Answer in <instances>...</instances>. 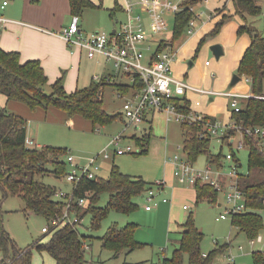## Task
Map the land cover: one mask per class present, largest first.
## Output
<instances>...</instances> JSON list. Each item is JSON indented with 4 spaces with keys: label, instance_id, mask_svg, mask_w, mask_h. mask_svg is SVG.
Instances as JSON below:
<instances>
[{
    "label": "rangeland",
    "instance_id": "obj_1",
    "mask_svg": "<svg viewBox=\"0 0 264 264\" xmlns=\"http://www.w3.org/2000/svg\"><path fill=\"white\" fill-rule=\"evenodd\" d=\"M9 1L12 3L13 0ZM107 1L102 0L100 7H90L82 11L80 23L85 34L89 35L95 31H104L109 34L112 33L114 26L115 31H118L119 24L128 21L127 13L122 10H118L113 16H110L111 8ZM110 1L115 2V0ZM168 1L175 5H181L185 0ZM225 2L226 0H203L193 6L192 20H194L195 26L191 34L187 33L188 26H186L180 37L174 42L173 49L176 57L172 62L173 65L171 64L172 74L176 79L194 87L215 91H241L251 94L247 81L242 79L232 87H229V81L236 73L239 54L249 40L247 32L238 33V25L246 23L257 29L259 34L264 37V0H256V3L261 7L258 14H245L244 18L231 13L233 11L231 0ZM228 14L232 16L224 21L220 30L217 33L212 32L221 16ZM131 15L133 17L140 15L142 23L148 28L147 32H155L151 20L149 22L147 12L142 11L139 5L134 6ZM163 17L167 22V28L160 35L165 34L167 38H171L174 12L166 11ZM160 35L154 36L158 39ZM203 38L204 40L201 41ZM212 44H219L222 47L223 54L219 58H216L210 50ZM143 52L145 57L150 53L146 48H143ZM188 61L193 63L189 69ZM206 61L209 62L208 65L205 64ZM108 71L113 75L114 80L112 84L106 83L102 88V106L108 114L117 115L123 111L124 99L117 96L116 87L120 82H128L129 78L127 75L117 72L112 61H106L100 56L84 58L80 67V87L83 86L82 84L87 85L93 75L100 76L96 82H102ZM262 93L264 94V81ZM14 103V107L19 109L20 114L28 121L27 139L33 141L32 146H47L63 151L61 159L66 163L65 174L74 170L79 173L78 167L86 166L92 157L106 148L111 156L109 159L100 158L99 160L101 167L98 174L102 178L108 177L112 164H115L121 172L139 176L150 183L154 193H157L159 189L156 182L162 181L166 184L162 193L169 200L168 203L158 204L150 212L145 210V206H152L153 202L148 203L143 194L134 199L137 208L133 212L125 214L108 209L107 214L96 228L92 227L91 213H86L81 223L77 225L78 235L87 245L84 255L86 261L83 264H149L148 261L157 262L162 258H169L174 248L177 247L179 225L190 213H192L195 226L203 233L200 244V251L203 255L231 244L230 251L219 252L211 264H233L229 259L230 255L235 258L234 264H253L252 253L254 251L264 252V228L253 238L254 243L250 244V239L243 232L232 227V214L227 212L229 208L227 203L229 176L233 170L245 173L247 168L248 150L246 147H237L238 141L241 140L239 132L233 136L234 141L231 144L232 150L235 152V159L228 161L224 157L221 158L223 166L221 173L226 178L227 184L224 186V183H221L220 189L224 187L217 192L214 203H209L207 200L196 203L193 198V186L177 184L176 179L174 180L172 176L170 158L174 155L184 157L183 132L178 120L173 118L167 121L165 114L155 112L151 123L148 150L136 154L140 146L132 136H141L144 130L148 132L150 126L148 122L135 126L129 124L126 118L120 115L108 124L93 126L91 122L80 115L69 117L63 110L54 107L47 109L38 107L33 111L25 104L16 101ZM210 106L213 107L212 116L221 123L222 127L228 123L232 110L228 98L215 96L213 101L209 102L207 97H200V105L196 110L205 113L203 110ZM119 134L123 136L118 141L119 147L124 148L129 145L133 152L113 155L116 146L111 145L110 140ZM221 136L222 133H218L217 137H213L210 151L215 154L221 151L224 156L231 152V146L225 143L221 147L219 140ZM260 146L264 148V140L261 141ZM68 156H72L78 165L66 162ZM205 160L204 155L199 156L194 167L204 169ZM236 162L241 165L236 167ZM51 169L52 167L48 165V172L38 175L37 179L55 189L56 192L61 191L71 195L72 183L67 181L64 176L61 178L55 176ZM108 197V193L101 194L96 205L105 208ZM159 197H161V193L157 197L155 196L154 200L159 201ZM86 204L87 202L83 205ZM184 205H187L188 208L184 209ZM0 207L3 212L4 229L18 248L24 249L38 240L46 241L49 238V232L44 233L41 230L49 225V222L43 216L29 211L18 195L8 194L3 197L0 189ZM221 214L225 215L224 219H218ZM261 215L264 220V206L261 209ZM130 222L137 225L134 236L141 243L140 247L115 254L110 246H103L102 238L110 226L116 225L118 228H122ZM238 246H242V250H239ZM31 252L29 264H54L53 258L48 252L38 251L36 248H32ZM187 259V254H184L183 264H187Z\"/></svg>",
    "mask_w": 264,
    "mask_h": 264
},
{
    "label": "trees",
    "instance_id": "obj_2",
    "mask_svg": "<svg viewBox=\"0 0 264 264\" xmlns=\"http://www.w3.org/2000/svg\"><path fill=\"white\" fill-rule=\"evenodd\" d=\"M97 1L98 4H94L91 0H69L72 15H78L80 18L84 9L100 7L102 0ZM202 1L185 0L179 5V10L174 12L172 36L169 41L161 40L157 49H173L174 42L194 16L193 6ZM231 1L234 14L242 18L245 14H258L261 10L256 0ZM120 9L115 0L109 12L110 16ZM231 16L230 14L221 16L212 32L217 33L224 21ZM241 32H247L250 42L239 59L236 74L244 77L249 83L251 95L242 102L239 111L231 110L230 120L219 140L221 147L225 143L231 146V152L227 154H231L234 160L235 152L231 145L233 141L229 139L238 133L237 127L242 130L243 143L248 150L247 168L245 173L237 172L235 180L237 187L244 194L247 209L244 212L233 214L231 225L243 232L248 239H253L264 228L263 218L258 213V210L264 206V148L260 146L261 140L250 135L246 130L264 126V94L262 93L264 37L257 29L246 23L238 27V33ZM203 40L204 38L201 41ZM167 42H170L171 46H168ZM63 76L62 73L60 78L49 84L38 60L22 62L18 51H5L0 47V94L5 95L8 100L25 104L33 111L38 107L43 109L54 107L63 110L69 117L80 115L93 126L108 124L121 115H110L103 109L102 88L107 83L105 78L102 82L92 81L85 88L67 92L63 86ZM141 85L142 82L135 74V79L131 83H119L116 90L126 94L132 90H139ZM99 91H101L100 94ZM172 103L179 112L190 113V101L184 96L173 98ZM203 115L204 122L206 120L213 122L216 119L210 115ZM145 120L147 121L146 118ZM148 123L150 124L148 132L144 130L141 136H132L140 146L136 154L148 150L152 122L148 121ZM26 126L27 121L22 116L9 112L5 108L0 109V189L3 197L8 194L18 195L29 211L43 216L47 222H50L52 218L61 214L65 203L55 198V189L39 181L37 176L48 172L47 166L49 165L52 167L51 172L61 178L65 175L66 163L61 159L63 151L59 148L27 145ZM180 127L183 132L182 148L186 158L191 163H195L199 156L204 155L207 164L215 169H222L221 158L226 159L227 154L223 156L221 151L218 154L210 151L213 137L204 127L203 122L181 121ZM200 134H202L201 139H199ZM240 165L239 162L235 163L236 167ZM149 188H151L150 183L141 177L125 174L117 165L112 164L107 178L83 177L77 185L73 186L70 208L82 219L86 213H91L92 227L96 228L107 214L108 209L125 214L133 212L137 208L134 199L143 195ZM193 188L196 203L202 200L214 203L219 191L213 185L199 181L194 183ZM103 193L109 195L105 208L96 205ZM79 199H86L87 204L78 205ZM2 214L0 207V264H29L32 248L48 252L54 259V264L85 263L84 255L87 245L78 235L77 224L52 227L46 241L38 240L31 246L21 249L16 246L4 229ZM180 226L182 228L180 238L171 257L162 258L150 264H183L184 254L188 256L187 264H211L213 258L226 249V247H220L210 251L207 255L201 253L200 244L203 233L195 226L192 213ZM136 228L137 225L133 222L122 228L116 225L110 226L102 238L103 246H110L115 254L140 247L141 243L137 242L134 236ZM252 261L253 264H264V252L254 251Z\"/></svg>",
    "mask_w": 264,
    "mask_h": 264
},
{
    "label": "built area",
    "instance_id": "obj_3",
    "mask_svg": "<svg viewBox=\"0 0 264 264\" xmlns=\"http://www.w3.org/2000/svg\"><path fill=\"white\" fill-rule=\"evenodd\" d=\"M8 1L3 0L0 4V8L3 9L7 5ZM139 6L142 11L147 12L149 19L151 20L152 27L156 34H160L167 28V22L163 17L164 12L179 10V5L172 4L168 0H139ZM125 10L128 14V22L121 25L118 31L113 33H106L104 31H95L92 34H83L79 26V16L72 15L70 24L67 28L61 32L62 37L65 39L68 45L82 48L86 51L89 58L96 56L103 57L106 61H112L113 66L117 72L123 73L130 78V82L135 79V74L138 75L142 85L139 90H132L130 93L122 94L117 92V96L124 99L122 106V117L126 118L127 122L131 125L138 126L143 123L150 111L159 112L165 114L166 120L176 119L181 121H199L203 122L204 127L211 133L212 137H217L218 133H224L225 126L222 127L221 123L216 119L213 122L209 120L203 121V113H200L192 108V101L188 94L197 96H203L207 98H214L215 96H224L229 99L232 110L239 111L242 102L245 101L251 94H245L237 91H215L207 90L191 86L179 79H176L172 74L171 64L174 60L175 53L169 49H156L149 57H145L143 48L141 45L145 40V26L142 23L140 15L133 17L131 15L133 11V4L130 1L126 2ZM6 19L0 17V24L5 23ZM195 26L194 20H190L188 24L187 33L191 34L192 29ZM1 34V29H0ZM209 62L206 61V64ZM94 80L98 79V76H93ZM110 81V79H108ZM185 97L190 101V113L184 114L179 112L175 105L172 103V99L175 97ZM192 102V103H191ZM194 105H199V101H194ZM232 125V124H231ZM233 126V125H232ZM235 127V126H233ZM238 132L241 134V140L238 141V148L246 147L243 143L242 130L237 127ZM247 133L255 138L264 140V126L254 127L253 129L246 130ZM123 137L121 134L110 140V144L116 146L113 151V155H120L127 152H133L132 148L127 145L124 148L119 147L118 141ZM202 138L200 134L199 139ZM233 140V137L229 139ZM26 144L33 145L32 140L26 139ZM138 152V151H137ZM111 154L104 148L96 156L89 160L86 166L78 167L79 173L75 170L68 172L64 175L67 181L72 185H77L81 178L94 179L99 177L100 171V158L109 159ZM227 160H232L231 154H227ZM67 162L72 165H78L75 163L72 156L67 157ZM173 164V176L179 184H187L193 186L195 182H205L213 185L216 189L221 190L226 184L227 180L223 177L221 169H215L210 164H206L204 169H197L194 167V163H191L185 156L180 157L174 155L170 158ZM237 171L233 170V173L229 176L230 181L227 186V203L229 208L227 212L232 215L235 213L244 212L247 208L245 206L244 194L237 187L236 183ZM221 183L224 186L220 189ZM159 190H162V181L156 182ZM144 195L148 203L154 202L156 193L152 188H149ZM54 197L61 199L65 203V207L62 209L60 215L52 218L49 225L43 227L41 230L44 233L50 232L52 227H59L65 224H79L82 218L74 213L70 208L73 192L71 195L65 194L61 191L54 193ZM165 200V199H164ZM86 199H79L78 205H83ZM151 205H146L145 209L150 210ZM187 209L188 206L184 205ZM225 215L221 214L219 219H224ZM250 244L254 243V239L249 240ZM239 250H242V246H238ZM231 263L235 262L233 256H229Z\"/></svg>",
    "mask_w": 264,
    "mask_h": 264
},
{
    "label": "crops",
    "instance_id": "obj_4",
    "mask_svg": "<svg viewBox=\"0 0 264 264\" xmlns=\"http://www.w3.org/2000/svg\"><path fill=\"white\" fill-rule=\"evenodd\" d=\"M2 1L0 2V4L2 3ZM7 1H8L7 5L3 9L0 8V17H3L4 19H6L5 23L0 24V29H1L0 47L3 50L18 51L20 54V60L22 62H25L27 60H38L44 70L46 77L48 78L49 84L55 82L58 78L61 77L63 73L64 74L63 86L67 92H73L76 89L85 88L89 86L92 81L99 80L100 76L97 75L98 79L94 80L93 76L95 75H93L91 76L90 82L87 85L82 84L83 86L80 87V82H81L80 81V67H81V63L84 60V58H88L86 55V51L82 48L68 45L65 39L61 35V32L63 31V29L69 26L71 18H72L71 6H70L69 0H13L12 3H10L9 0ZM91 1L94 4L98 2L97 0H91ZM127 1H130L133 4V9L135 5H139L138 4L139 0H118L117 2L121 8L120 10L124 11L125 13H127L125 10ZM228 1L229 0H226V2ZM107 3L109 5V8H113L114 6L113 1L108 0ZM231 13H234V8ZM149 22H150V19H149ZM123 24H125V22L120 23L119 26L121 27V25ZM79 26H80L81 32L85 34L83 32L84 30L81 26L80 20H79ZM239 26L240 25H238V27ZM115 29L116 28L114 26L112 32H114ZM147 31H148V28L145 26V32H146L145 40L143 44L141 45V47L149 49L150 53H148L146 56V57H149V55L157 49L159 42L161 40L165 39V41H169L170 38H167L165 34L160 35V34H163V33H160L159 34L160 37L157 39V37L154 36V35H157L155 32L151 33ZM249 42H250V38L247 44H245L243 50L241 51V54H239V59L242 56L246 47L248 46ZM167 43H168L167 44L168 46H171L170 42H167ZM172 51L175 53L174 49H172ZM175 57H176V54H175ZM239 59L237 60V65H238ZM192 65L193 63L189 65V61H188L187 63L188 69L191 68ZM172 72H173V69H172ZM104 78L107 81V83H110V84L113 83L114 77L109 71L104 75ZM108 79H110V81H108ZM242 79L246 81L244 77L240 76V80ZM130 81L131 80L129 78L128 82L126 83L120 82V83L129 84L131 83ZM230 81H229V84H230ZM248 86L250 88V85ZM241 93H244V92H241ZM188 96L190 100L193 102V103L191 102L192 108L196 110V108L200 105L201 96H195L193 94H188ZM196 100L199 101V105H194V101ZM208 100L209 102H212L213 98H208ZM14 106H15L14 101L8 100L5 95L0 94V109L5 108L9 112L22 116L19 112V109H17ZM203 111L205 112L203 114L212 116L211 113L213 111V107L212 106L207 107L206 110H203ZM154 114L156 113L153 111H150V113L146 117L147 121L144 120L143 123L148 122V121L152 122ZM23 118L26 119L25 117ZM26 134H27V126H26ZM170 164L172 167V176H173V164L171 162ZM163 183L164 184H162V190L158 189L156 193V197L157 195L161 193V197L158 198L159 201L154 200L151 209L150 210L145 209L147 212L152 211V208L157 207L158 204L168 203L169 200L166 199L162 193L163 190L166 188L165 182ZM177 184L179 183L177 182ZM193 198L194 200L196 199L194 188H193ZM258 213L261 215V209L258 210ZM180 225L177 230L179 238H180V232L182 231V228ZM230 246L231 244H229L224 251H227V252L230 251ZM148 262L150 264L153 261H148Z\"/></svg>",
    "mask_w": 264,
    "mask_h": 264
},
{
    "label": "water",
    "instance_id": "obj_5",
    "mask_svg": "<svg viewBox=\"0 0 264 264\" xmlns=\"http://www.w3.org/2000/svg\"><path fill=\"white\" fill-rule=\"evenodd\" d=\"M210 50L212 51V53L214 54V56L216 58H219L222 54H223V50L222 47L219 44H212L210 46ZM192 64L191 61H189V65ZM240 81V76L237 75L236 73L232 75L229 87L234 86L236 83H238ZM101 93V91H99V94Z\"/></svg>",
    "mask_w": 264,
    "mask_h": 264
}]
</instances>
